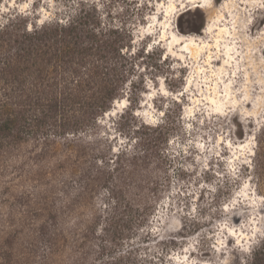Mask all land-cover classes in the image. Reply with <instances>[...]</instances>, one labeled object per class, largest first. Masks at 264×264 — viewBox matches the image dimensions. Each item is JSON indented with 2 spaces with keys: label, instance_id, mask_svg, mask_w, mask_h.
<instances>
[{
  "label": "rangeland",
  "instance_id": "374dc122",
  "mask_svg": "<svg viewBox=\"0 0 264 264\" xmlns=\"http://www.w3.org/2000/svg\"><path fill=\"white\" fill-rule=\"evenodd\" d=\"M87 1L94 2L103 23L125 26L131 31V52H135L131 78L125 92L117 98H124V104L111 115L105 113L100 117L97 128L88 133L90 146L105 154L90 159L87 164L90 171L94 172L98 166L107 171L123 152L128 156L137 150L134 141L137 134L133 130L141 124L153 128L163 125L157 130L144 129L163 138L159 154L148 165L153 188L149 219L119 248L108 246L100 258L94 252L90 260L102 264L107 255L131 246L155 260L165 256V264H229L249 256L264 240V66L256 64L254 57L245 58L251 59L253 65L248 64L247 83L244 84L245 74L239 78L238 111L230 107L224 114L216 115L210 106L201 104L202 107L198 106L189 115L192 93L205 98L212 91L211 70L216 61L212 66L208 64L205 61L208 48L197 45L192 46L195 58L187 52L186 57L179 59L172 52L167 55L170 51L166 41L159 39L162 23L168 17V23L178 36L200 37L211 43L212 34L203 32L206 21L225 11L224 5L230 0H183L185 7L182 0H172L175 8L167 15L165 5L170 0H1L0 22L15 12L28 14L29 21L37 23L54 17L66 18L75 13L81 2ZM258 1L250 0L252 5L247 4L252 15L239 8L243 0H234V9L231 6V11H225L229 18L230 14L235 15L237 34L245 38L238 44L251 51L255 49L257 37L264 36L261 34L264 3L261 6ZM204 4L209 7H200ZM155 13L157 22H153ZM196 42L202 44V41ZM199 66L203 68L198 73L202 90L193 85V92L187 91L188 77L195 76ZM245 85L248 87L243 89ZM151 93L153 97L149 96ZM246 138L249 141L247 153L250 152L245 158L240 156L239 160H234L228 141L236 145ZM135 181V175L120 174L116 183L120 190L132 193ZM245 189L252 194L249 200L242 194ZM0 190L4 192L0 194V212L7 222L4 224L19 228L23 205L14 197L18 198L20 191L36 193L42 188L23 184L11 185L9 191L4 187ZM112 201L106 187L99 188L92 197L82 199L77 213L106 214ZM87 202L90 204L85 206ZM228 227L236 229L239 235H231Z\"/></svg>",
  "mask_w": 264,
  "mask_h": 264
},
{
  "label": "trees",
  "instance_id": "16d2710c",
  "mask_svg": "<svg viewBox=\"0 0 264 264\" xmlns=\"http://www.w3.org/2000/svg\"><path fill=\"white\" fill-rule=\"evenodd\" d=\"M29 19L15 12L0 22V188L29 184L42 190L14 197L23 205L19 228L6 226L0 212V264H96L94 252L100 258L108 246L119 248L151 215L148 165L163 138L144 129L163 125L141 124L133 130L137 150L123 152L107 171H90V159L105 154L90 146L88 133L132 75L131 31L103 23L88 1L66 18ZM120 174L136 176L132 193L120 190ZM103 187L111 209L77 213L82 199ZM164 260L131 246L102 264ZM229 264H264V240Z\"/></svg>",
  "mask_w": 264,
  "mask_h": 264
},
{
  "label": "bare ground",
  "instance_id": "6f19581e",
  "mask_svg": "<svg viewBox=\"0 0 264 264\" xmlns=\"http://www.w3.org/2000/svg\"><path fill=\"white\" fill-rule=\"evenodd\" d=\"M191 1L196 2L197 0H191ZM233 2L234 0H230L229 2H226L224 5V8H226V10L228 11H231L230 10L231 6L233 9L235 7L234 6L235 4ZM258 3H261V6H263L264 0H260L258 1ZM181 4L183 5V0L181 1ZM240 4H241V7L239 8L243 9L245 13L249 11L250 15L253 14L250 12L249 8L247 9L248 5H252L250 3V0L248 1L243 0V2H240ZM183 6L185 7L186 5L184 4ZM197 7L199 6L196 5V8ZM200 7H209V5L204 4ZM174 8H175L174 1L170 0V3L165 5L166 15L170 14L169 11H171ZM225 11L221 10L216 16H213L212 18H210L209 20L207 19L206 21L207 24L204 27L203 32L205 34H212L211 43H208L206 40H201L200 37L195 38L194 36H190L188 38H184L182 36H178L171 28V23H168L169 22L167 20L168 17H166L165 22L162 23V30L159 34V39L160 41H163V40L166 41V45H167L166 48L170 51L166 53L167 55H170L169 53L172 52L176 55L175 57L179 59V58L186 57L185 52H187V53H190L191 58H195V52L192 49V46L197 45V46H200L201 48L202 47L208 48L209 53L205 59V61L208 64L211 65L212 62L216 61L215 68L211 70L212 71V74H211L212 75V79H211L212 80V84H211L212 91H210L208 95H205V98L204 97L201 98L199 97L197 93L193 92L194 90L193 85H196L197 86L196 88L199 91L202 90V85L200 84L201 80L199 79L201 76H199L198 73L201 72L203 68L199 66V68L195 70L196 75L194 76V74H192L188 77L187 84H186V90L193 92L192 96L190 97L192 104L189 103L188 110H187L189 115L194 113L196 108H198V106H201V104H207L208 106H210L212 111L216 115L221 114V113L224 114L226 110H229L228 108L230 107H235L236 111H238L240 108H239L237 95L240 94L238 90L240 89V86H241V82L239 78H241L240 76L242 74H245L246 81L244 82V84L248 82V79H249V75H248L249 65L248 64L252 63L250 61L251 59L246 60L245 58L254 57L255 60L257 61L256 64H259L260 66L261 65L264 66V36L262 37L259 36L254 41L255 42L254 47H253L255 48L254 51L253 50L251 51L250 49H246L244 46L238 44L239 42L243 41L245 38H241V35L237 34L239 29H237L238 24H237V19L235 18V15L230 14L231 18H229L228 15H226ZM152 17H153V22L158 21L157 13L153 14ZM152 25L153 23L149 25L150 26L149 29H151ZM248 27L250 28V26ZM170 28L171 30H169ZM261 34H264V30L261 32ZM196 40L202 41V44L201 45L198 44ZM176 47L178 48L177 50H175ZM247 87L248 86L245 85L243 89ZM149 96L153 97V93L149 94ZM124 102H125L124 98L115 99L112 107L109 110H107L105 113L108 115H111V113L114 110H116L118 106L124 104ZM220 139L221 137H219V141H221ZM228 146L234 152V155L232 154L234 160L235 159L239 160L240 156L245 158V156L250 152L249 151L247 153L248 148H249L248 138H246L245 141L243 142L241 141L240 143L236 145H232L231 141H228ZM248 191L245 189L243 193L241 192L243 195L244 194L246 195L247 199L250 198V194H251ZM247 207H250V206H247ZM228 230L230 231L231 235L238 234L236 229L234 230L233 228L228 227ZM240 232H241L240 234H244V231H240ZM238 239H239V236H238Z\"/></svg>",
  "mask_w": 264,
  "mask_h": 264
}]
</instances>
